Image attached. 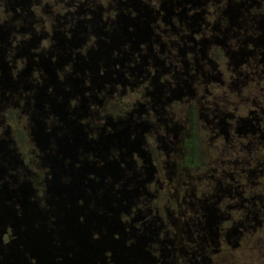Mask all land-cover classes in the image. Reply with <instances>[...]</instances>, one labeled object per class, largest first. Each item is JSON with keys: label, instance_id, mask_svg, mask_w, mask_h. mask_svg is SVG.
Segmentation results:
<instances>
[{"label": "flooded vegetation", "instance_id": "flooded-vegetation-1", "mask_svg": "<svg viewBox=\"0 0 264 264\" xmlns=\"http://www.w3.org/2000/svg\"><path fill=\"white\" fill-rule=\"evenodd\" d=\"M263 223L264 0H0V264H213Z\"/></svg>", "mask_w": 264, "mask_h": 264}, {"label": "rangeland", "instance_id": "rangeland-1", "mask_svg": "<svg viewBox=\"0 0 264 264\" xmlns=\"http://www.w3.org/2000/svg\"><path fill=\"white\" fill-rule=\"evenodd\" d=\"M213 264H264V223L246 234L239 248L226 251Z\"/></svg>", "mask_w": 264, "mask_h": 264}, {"label": "water", "instance_id": "water-1", "mask_svg": "<svg viewBox=\"0 0 264 264\" xmlns=\"http://www.w3.org/2000/svg\"><path fill=\"white\" fill-rule=\"evenodd\" d=\"M26 244L28 245V247L30 246L31 249H33V251H35V253L37 254L36 256H38V258L41 256L42 259V254L44 252H49V248L46 247L47 245H43V240H38V239H32L30 238L28 241H26ZM51 264H54L51 262Z\"/></svg>", "mask_w": 264, "mask_h": 264}]
</instances>
